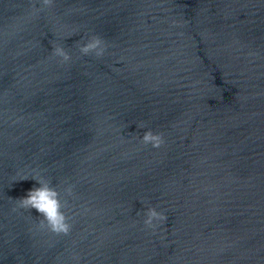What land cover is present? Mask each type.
Masks as SVG:
<instances>
[{"label":"water","instance_id":"95a60500","mask_svg":"<svg viewBox=\"0 0 264 264\" xmlns=\"http://www.w3.org/2000/svg\"><path fill=\"white\" fill-rule=\"evenodd\" d=\"M0 264H264V0H0Z\"/></svg>","mask_w":264,"mask_h":264},{"label":"clouds","instance_id":"9594fccd","mask_svg":"<svg viewBox=\"0 0 264 264\" xmlns=\"http://www.w3.org/2000/svg\"><path fill=\"white\" fill-rule=\"evenodd\" d=\"M49 0H45L48 3ZM82 54L94 53L96 56H103L106 51V45L99 37H92L80 49ZM53 55L59 57L62 61L68 62L71 59L70 54L62 47H56ZM142 142L153 147H160L163 143L161 134L153 133L148 130L142 137ZM32 178L38 186H35L27 191V194L17 200V207L13 209H35L40 216L43 217L41 222L42 227L56 234H67L71 229L69 217L65 212L66 200L62 198L61 191L55 187L43 175L34 174L31 176H21L18 180ZM16 181V180H15ZM65 193L72 194L71 186L67 187ZM166 216L163 212L158 211L155 207H149L145 213L144 225L153 230L158 227L159 223L163 222Z\"/></svg>","mask_w":264,"mask_h":264}]
</instances>
